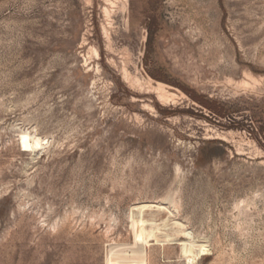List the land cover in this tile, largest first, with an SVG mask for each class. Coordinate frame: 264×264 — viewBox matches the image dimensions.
<instances>
[{
	"label": "rangeland",
	"instance_id": "1",
	"mask_svg": "<svg viewBox=\"0 0 264 264\" xmlns=\"http://www.w3.org/2000/svg\"><path fill=\"white\" fill-rule=\"evenodd\" d=\"M143 202L209 248L144 264H264V0H0V264H111Z\"/></svg>",
	"mask_w": 264,
	"mask_h": 264
},
{
	"label": "bare ground",
	"instance_id": "2",
	"mask_svg": "<svg viewBox=\"0 0 264 264\" xmlns=\"http://www.w3.org/2000/svg\"><path fill=\"white\" fill-rule=\"evenodd\" d=\"M149 87H152L151 90L157 92L160 98L170 97L165 88L167 85L162 82ZM21 134L33 151L42 150L49 143L47 137L37 132L23 131ZM131 223L135 240L132 243H112L109 251L111 264H144L146 248L151 238L162 243L170 241L176 234L187 236L183 241L182 251L192 262L199 259V255L207 254L209 251L206 244L199 242L196 236L177 220L171 208L161 203L135 204L131 211Z\"/></svg>",
	"mask_w": 264,
	"mask_h": 264
}]
</instances>
